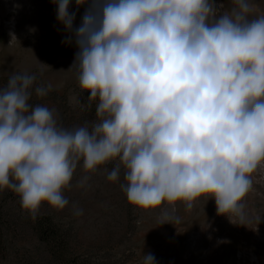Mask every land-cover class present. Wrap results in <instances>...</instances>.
Listing matches in <instances>:
<instances>
[{
	"label": "clouds",
	"instance_id": "clouds-1",
	"mask_svg": "<svg viewBox=\"0 0 264 264\" xmlns=\"http://www.w3.org/2000/svg\"><path fill=\"white\" fill-rule=\"evenodd\" d=\"M52 2L74 36L71 67L88 101L98 100V120L65 128L56 108L29 103L35 75L10 76L0 88V190L33 217L44 203L63 210L81 161L95 173L118 160L106 178L118 182L123 167L129 203L174 212L178 202L191 209L213 197L218 214L246 225L245 198L264 168V15L251 0L227 10L217 0H76L88 7L75 29L70 0ZM53 90L48 83L35 94ZM70 103L90 107L78 96ZM143 264L155 257L144 254Z\"/></svg>",
	"mask_w": 264,
	"mask_h": 264
},
{
	"label": "rangeland",
	"instance_id": "rangeland-1",
	"mask_svg": "<svg viewBox=\"0 0 264 264\" xmlns=\"http://www.w3.org/2000/svg\"><path fill=\"white\" fill-rule=\"evenodd\" d=\"M223 2L229 9L231 0ZM254 15H264V0H251ZM88 3L77 6L73 29L79 27ZM57 5L52 0H0V88L10 76L30 74L37 77L30 89L29 103L56 108L58 123L65 128L97 121L98 100L89 102L88 90L78 85L74 65L78 47L59 22ZM52 83L54 90L38 97L35 88ZM59 86V87H57ZM78 96L90 107L70 103ZM117 161L100 166L95 173H85L78 166L71 189H65L68 206L57 210L42 204L35 215L48 214L66 232L69 249L84 262L93 264H143L144 254L151 253L155 264H264V168L253 174L254 190L245 198V224L234 223L218 214L215 199L202 196L191 209L183 203L172 207L144 209L128 202L120 184L107 180V172ZM89 175L88 187L77 182ZM73 205L83 210L74 215ZM179 217L177 223L164 222L163 213ZM34 217L25 211L14 192L0 190V226L3 229L5 254L0 264H59L49 253L33 227ZM239 222V220H237Z\"/></svg>",
	"mask_w": 264,
	"mask_h": 264
},
{
	"label": "trees",
	"instance_id": "trees-1",
	"mask_svg": "<svg viewBox=\"0 0 264 264\" xmlns=\"http://www.w3.org/2000/svg\"><path fill=\"white\" fill-rule=\"evenodd\" d=\"M33 227L37 237L44 242L51 256L59 264H93L84 262L78 255L69 249L66 232L48 214L34 217ZM3 229L0 226V259L5 254Z\"/></svg>",
	"mask_w": 264,
	"mask_h": 264
}]
</instances>
